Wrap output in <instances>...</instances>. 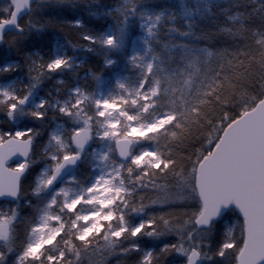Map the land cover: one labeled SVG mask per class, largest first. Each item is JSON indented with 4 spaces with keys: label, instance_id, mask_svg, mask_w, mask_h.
<instances>
[{
    "label": "snow or ice",
    "instance_id": "1",
    "mask_svg": "<svg viewBox=\"0 0 264 264\" xmlns=\"http://www.w3.org/2000/svg\"><path fill=\"white\" fill-rule=\"evenodd\" d=\"M41 2L47 0H35ZM144 2L120 0L108 12L115 28L98 34L79 19L66 22L83 29L76 43L69 41L73 48L92 51L98 44L115 50L135 17L142 49L125 57L135 79L117 78L107 95L73 88L67 101L54 106L73 127L65 129L67 136L49 135L58 147L45 153L51 163L32 191L51 188V194L21 219L15 206L0 209V264L12 254V264H109L134 253L139 255L133 264H166L172 256L180 258L173 264H264V39L213 48L210 37L193 32L194 21L185 20L187 29L181 30L172 23L171 10L149 11L140 7ZM34 10V0L0 5V43L14 44L26 26H56L51 18L32 22ZM191 13L187 9L184 15ZM227 19L235 30L221 26L215 35L246 40L249 29L241 14ZM165 20L170 38L162 42ZM9 32L14 35L6 39ZM172 34L209 44L190 45ZM25 55L31 86L23 95L0 89L9 118L45 73L70 67L68 56ZM115 62L105 56L103 68ZM17 67L4 65L0 72ZM103 68L92 73L93 81L100 80ZM47 103L41 99L27 114L43 119ZM34 135L31 128L0 132V199L19 198ZM93 136L109 144L96 157L100 173L78 191L56 186ZM14 157L19 161L8 166ZM143 237L163 243L142 248L135 241ZM125 241L130 243L122 246Z\"/></svg>",
    "mask_w": 264,
    "mask_h": 264
},
{
    "label": "trees",
    "instance_id": "2",
    "mask_svg": "<svg viewBox=\"0 0 264 264\" xmlns=\"http://www.w3.org/2000/svg\"><path fill=\"white\" fill-rule=\"evenodd\" d=\"M7 3V0H0V5ZM120 4V0H66L60 3L58 0H47V2L34 3L35 10L31 15L32 22L39 24L43 23L47 18H51L56 22L55 27H45L43 30L27 27L23 33L15 34V43L9 45L8 43L0 44V67L5 63L14 62L19 67L9 72H0L1 80L15 79L16 87L15 93L23 95L26 91L25 86L30 85V76L26 67L27 57L35 56L39 53L44 60L53 57V46L55 42H60L65 48V56L76 57L82 60L81 66H72L61 68L60 70L47 72L41 77V82L32 89L31 94L35 90L38 93H44L48 87H58L61 90H66L73 85L83 87L90 86L86 84L87 78H83L87 72H101L103 68L104 53L100 45H92V51L87 50L83 46L73 48L69 41L77 42V34L83 29H74L67 21L81 20L84 28L91 30L93 33L105 31L107 25L112 20L108 15V11ZM145 5L153 10L164 9L166 15L168 10H171L176 19L172 22L177 28L186 30L187 25L185 20L194 21L192 28L193 32L208 36L211 39L203 38L196 39L193 36L181 37L172 34V39L176 41H187L190 45L199 46L209 44L210 47L216 48L219 46H226L229 48H236L240 45H252L253 41L264 39V0H145ZM187 9H191V15H184ZM226 10V11H225ZM241 14L243 23L249 29L245 33L246 40L232 39L228 35H215V31L221 26L232 27L235 30V25L231 24L227 19L228 16L234 14ZM168 21L161 27L160 40L166 42L169 40V35H166L168 30ZM255 30V35L253 31ZM14 33L9 32L6 39H10ZM260 47L261 45H254ZM159 48V46H157ZM111 68H103L102 74ZM129 81L135 79V72L129 71V65H125L121 69ZM59 76L63 79L64 86H56L55 77ZM20 79V81L18 80ZM35 89V90H34ZM51 91H53L51 89ZM6 106L0 104V132L4 130L11 131L12 127H27L33 129L35 135L32 138V151L30 156V166L21 181L20 195L16 202V208L19 212L18 219L31 216L33 214V207L43 203L33 195L32 189L35 186V177L38 174L42 165L47 163L46 156L42 154L41 150L47 141L48 131L51 129L52 121L58 118L56 112H46L43 119H34L29 116L26 110L22 109L17 115V120L9 118L6 114ZM77 181L81 184L87 182L90 177V169L88 165L79 163L75 168ZM219 227V225H218ZM18 239L20 237H17ZM140 244L142 248L154 247L158 248L163 243V238L160 240H153L149 237H143L135 241ZM130 243L125 241L122 246H127ZM138 253H134L127 257H113L109 264H116V260L120 259L124 264H133L134 260L138 258ZM14 254L9 255L7 264H12ZM179 257H169L166 264H173L178 261Z\"/></svg>",
    "mask_w": 264,
    "mask_h": 264
},
{
    "label": "rangeland",
    "instance_id": "3",
    "mask_svg": "<svg viewBox=\"0 0 264 264\" xmlns=\"http://www.w3.org/2000/svg\"><path fill=\"white\" fill-rule=\"evenodd\" d=\"M140 7L146 8L149 11H154L149 6H146L145 2L143 4H141ZM110 10H112V9H110ZM165 14H166V11H165ZM114 28H115V25H114V22L112 19L109 22V24L107 25L105 31L113 30ZM140 35H142V33H140L138 31L136 18L132 17L128 22L127 35H126V38L123 42L122 47L119 49H115V50H107V49L102 47L103 53H104V58H105V56H107L109 58H114L116 62L111 66L110 70H108L107 72H105L104 74L101 75L99 81H93L92 73L87 72L85 75H82L83 78H87V82H86L87 86H88V84L90 85L86 88L83 87L82 85L81 86L73 85V86L67 88L66 90H61L58 87H55V88L48 87L47 89H45L44 93H38L39 90L34 89L35 91L32 93L35 96L34 100L31 103H28L27 105H22V106L18 107L17 111L12 116V118L14 117L16 120H17V116H18L17 114L19 112H22V109L26 110V112H28L29 110H35V105L38 104L41 99L47 100V102H48L46 104L45 108L41 109V111L56 112L57 113L58 118L53 119L51 129L48 131L47 141L42 147L41 152L43 155H45L46 152H53L58 147L53 142L49 141L50 133H52V132H64L65 136H67V132H65V129L73 127V125L70 121V118L62 116L58 112L57 107H54V106H58L59 103L62 101H67L71 95L70 90L73 88H77V87L83 88L86 91H93L94 90L96 94L102 93L104 95H107L109 92H114L115 91V89L113 87L114 81L117 78L123 79V78L127 77L123 72H121V69L123 67H125V65H128L125 57L132 50L142 49V45H141V42L139 40ZM53 56H65V48H64L62 43H60V42L54 43ZM70 64H72V66H81L82 60H78L76 57L70 56ZM4 65H15V63L14 62H10V63L8 62V63H5ZM18 80L20 81V79H18ZM54 81L56 83V86H59V85L64 86L63 79H61L59 76L55 77ZM14 84H16L15 79H10V80H1L0 79V89H9V90L15 91L16 87H14L15 86ZM51 89L53 91H51ZM17 129L23 130V129H27V127H24V128L18 127V126L12 127V130H17ZM91 142H92V144H90V146L88 148L84 149L80 155L81 156L80 162L84 163V165H88L90 172H91L89 179L83 185H87L88 183H90L92 181L93 177H95L96 175H98L100 173V171H101L100 161L96 157L101 152L107 151V149L109 147L108 141L101 142V141L97 140V138L95 136H93ZM46 160L48 162L45 163L44 165H42L38 174L35 177V184H36L37 178L40 176L42 171L51 163V161L47 157H46ZM15 163L16 162L12 161L9 163L8 166H10V167L14 166ZM70 177L75 178V181H77L75 170L73 172H71L66 178L61 180L57 184V186L67 184L68 187H71V188L78 191L80 189L81 183L78 181L77 182H69ZM50 194H51V192H48V193L42 192L38 195H34V194L33 195L35 197H37L40 201H44L49 197ZM11 206L16 207V202H14V203H10L7 201H1L0 202V209L8 210Z\"/></svg>",
    "mask_w": 264,
    "mask_h": 264
},
{
    "label": "water",
    "instance_id": "4",
    "mask_svg": "<svg viewBox=\"0 0 264 264\" xmlns=\"http://www.w3.org/2000/svg\"><path fill=\"white\" fill-rule=\"evenodd\" d=\"M34 3H35V0H34ZM1 44V43H0ZM32 98H33V96H29L28 97V100H27V102L24 104V105H26L27 103H29V102H31L32 101ZM90 142H91V140L85 145V147H84V149H86L89 145H90ZM80 159H81V156H80V158L75 162V164H70V165H67L64 169H63V171H62V173H61V175L58 177V179H57V181H56V185L61 181V180H63L64 178H66L76 167H77V165L79 164V162H80ZM12 161H14V162H18L19 161V157H14L13 158V160ZM12 161H10V162H12ZM9 162V163H10ZM52 191V189L51 188H49L48 190H46V191H44V193H48V192H51ZM0 201H8V202H15V201H17V199H11V198H4V199H0Z\"/></svg>",
    "mask_w": 264,
    "mask_h": 264
},
{
    "label": "flooded vegetation",
    "instance_id": "5",
    "mask_svg": "<svg viewBox=\"0 0 264 264\" xmlns=\"http://www.w3.org/2000/svg\"><path fill=\"white\" fill-rule=\"evenodd\" d=\"M35 96L33 95V100H34Z\"/></svg>",
    "mask_w": 264,
    "mask_h": 264
}]
</instances>
